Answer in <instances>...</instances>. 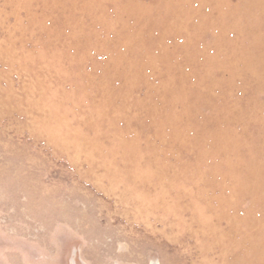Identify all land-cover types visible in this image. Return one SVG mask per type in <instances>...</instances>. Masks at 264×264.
I'll return each mask as SVG.
<instances>
[{
  "label": "rangeland",
  "instance_id": "rangeland-1",
  "mask_svg": "<svg viewBox=\"0 0 264 264\" xmlns=\"http://www.w3.org/2000/svg\"><path fill=\"white\" fill-rule=\"evenodd\" d=\"M0 264H264V0H0Z\"/></svg>",
  "mask_w": 264,
  "mask_h": 264
}]
</instances>
